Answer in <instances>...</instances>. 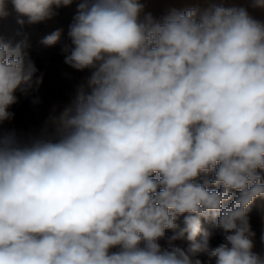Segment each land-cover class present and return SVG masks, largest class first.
Segmentation results:
<instances>
[{
    "label": "clouds",
    "instance_id": "1",
    "mask_svg": "<svg viewBox=\"0 0 264 264\" xmlns=\"http://www.w3.org/2000/svg\"><path fill=\"white\" fill-rule=\"evenodd\" d=\"M74 2L61 53L89 74L39 129L3 131L44 74L0 39V264H264V21L223 0L159 19L146 0H0V19Z\"/></svg>",
    "mask_w": 264,
    "mask_h": 264
},
{
    "label": "rangeland",
    "instance_id": "2",
    "mask_svg": "<svg viewBox=\"0 0 264 264\" xmlns=\"http://www.w3.org/2000/svg\"><path fill=\"white\" fill-rule=\"evenodd\" d=\"M197 2L198 0H146V11L159 19L171 8L183 9L194 6ZM199 2L201 7L206 6L203 0ZM223 2L225 6L245 7L254 18L264 21V9L251 7L250 0H223ZM54 11L57 14L53 18L29 25L26 23L27 18L16 13L9 3V15L0 19V39L12 46L27 44L23 50L28 52L34 61L38 69L37 75L44 74L43 83L37 91H30L27 97L19 92L16 93L19 103L11 109L15 113L14 119L11 122H5L2 126L5 133L11 129L27 131L43 127L53 106L62 108L68 103L75 86L89 74L87 71L79 72L66 65L61 53L62 46L70 44L68 30L76 15L77 3L74 2L68 7H60ZM19 20H24L25 23L22 25L18 23ZM56 30H61L60 42L54 46L44 45L41 42L44 37ZM34 99H38L40 103L33 104ZM208 178L211 176L209 175ZM262 214H264V201L257 200L250 213V222L256 233L254 250L257 252L264 251V247L260 244L261 231L264 229V223L261 221ZM203 226L210 234L212 246L222 242L221 231L213 223L204 222ZM201 259L205 258L201 257Z\"/></svg>",
    "mask_w": 264,
    "mask_h": 264
}]
</instances>
